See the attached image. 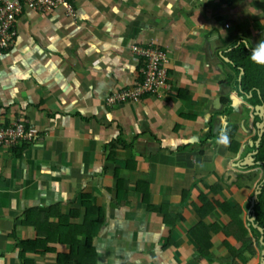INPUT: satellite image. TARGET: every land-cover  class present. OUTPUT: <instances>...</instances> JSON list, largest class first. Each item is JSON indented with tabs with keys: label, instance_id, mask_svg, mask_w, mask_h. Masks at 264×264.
<instances>
[{
	"label": "crops",
	"instance_id": "obj_1",
	"mask_svg": "<svg viewBox=\"0 0 264 264\" xmlns=\"http://www.w3.org/2000/svg\"><path fill=\"white\" fill-rule=\"evenodd\" d=\"M67 1L74 20L62 7L24 12L14 46L0 56V127L22 121L36 131L30 142L0 146V264H55L53 253L20 259L16 239L37 237L22 224L24 214L52 205L62 215L84 212L81 195H90L107 220L94 240L96 264H220L227 258L228 218L220 211L201 218L196 207L200 195L212 199L208 187L218 185L215 199L239 204L245 219L255 193L250 173L258 168L245 163L261 127L258 108L244 110L246 99L224 81L222 67L235 40L257 43L261 30L251 19L257 3ZM133 44L167 53L169 87L160 96L108 107L111 93L143 78ZM225 71L234 76L228 65ZM227 105L232 112L225 115ZM222 127L228 147L214 142ZM232 142L239 143L236 152ZM148 206H164L174 225ZM201 222L218 231L209 259L196 257L189 233Z\"/></svg>",
	"mask_w": 264,
	"mask_h": 264
},
{
	"label": "trees",
	"instance_id": "obj_2",
	"mask_svg": "<svg viewBox=\"0 0 264 264\" xmlns=\"http://www.w3.org/2000/svg\"><path fill=\"white\" fill-rule=\"evenodd\" d=\"M258 26L260 24L257 22ZM263 29V26L260 27ZM245 46L242 41L235 40L228 46L229 50L225 53L228 59V66L234 73V81L231 82L236 93L244 96L254 109L264 106V67L258 66L251 62L250 51L251 47ZM227 49V48H226ZM163 51V50H162ZM167 67V66H166ZM112 95V93L110 94ZM109 107V106H108ZM255 116L261 122L264 121L263 116L259 115V111L255 109ZM232 112L230 106H226L224 114L228 115ZM14 124L5 125L2 127H13ZM233 130V129H232ZM234 132V131H233ZM260 132V131H259ZM258 132V134H259ZM231 137H233L231 135ZM258 139V135L253 138V142ZM122 146H126L123 141H117ZM234 144L233 150H238L239 143ZM231 143V144H232ZM249 152L256 151L254 162H260L261 165L255 164L248 169L261 168L263 170L262 177L258 179L255 191H258L254 200V206L250 209L251 200L248 201L246 208L248 210L245 220L241 217L243 213L242 207L237 203L229 201H219L216 198L218 190L216 186L208 187L212 194V199L209 195L201 194V207L196 210L201 218H205L213 211H220L228 218L227 224L223 227L225 237L231 239L232 242L225 239L223 246L227 253V258H221L220 264H248L257 254V248L263 250L264 244V128L258 142V149L255 144L249 147ZM251 176L257 177L258 173H250ZM140 188V185H137ZM147 187L145 184L143 185ZM239 186V185H238ZM142 187V186H141ZM137 188V189H138ZM121 190L122 187H119ZM139 190V189H138ZM123 193V192H121ZM119 194V193H118ZM142 200L148 205L149 198L147 190H143ZM121 195V194H120ZM254 195V194H253ZM185 197V194H184ZM253 197V196H252ZM81 207L84 209L71 210L68 215L60 213L59 205H52L45 208H32L25 212L22 224L33 228L37 237L31 240H17L16 246L19 248V257L25 260L26 253H53L55 264H96L97 252L94 246V240L103 231L106 221L104 212L101 207L95 204V200L90 195H81ZM162 216L166 225L173 226L174 223H168V214L164 211L165 207L160 206L153 208ZM71 219H79L78 223L70 222ZM253 219V221H251ZM256 225L257 227H254ZM261 229V233L259 229ZM218 231L213 225L199 223L196 227L190 230V236L196 244V254L198 259H209L210 250L212 249L211 238ZM251 234L252 236H249ZM262 236V242L260 237ZM61 244L66 246V250L62 252L55 251V248L50 245ZM264 260V256H263ZM256 264H262L259 261Z\"/></svg>",
	"mask_w": 264,
	"mask_h": 264
},
{
	"label": "built area",
	"instance_id": "obj_3",
	"mask_svg": "<svg viewBox=\"0 0 264 264\" xmlns=\"http://www.w3.org/2000/svg\"><path fill=\"white\" fill-rule=\"evenodd\" d=\"M64 8L65 16L74 20L76 11L67 0H0V56L12 49L17 38V24L24 12L45 14L57 8ZM229 29V24L224 25ZM132 51L142 61V80L129 88H121L107 98V105L125 102L137 103L144 97L160 96L167 90L168 55L153 45L133 44ZM36 131L24 122L18 121L13 127H0V146H16L21 141L30 142Z\"/></svg>",
	"mask_w": 264,
	"mask_h": 264
},
{
	"label": "rangeland",
	"instance_id": "obj_4",
	"mask_svg": "<svg viewBox=\"0 0 264 264\" xmlns=\"http://www.w3.org/2000/svg\"><path fill=\"white\" fill-rule=\"evenodd\" d=\"M254 1V3H257L256 4V6H257V9L254 11V13H252L251 15V19H253V21H254V24H255V26H257L259 29H258V31L259 30H261L260 29V27L261 26H263V29L261 30V35L259 36V34L257 33V36H256V38H254V41H260L261 39H264V0H253ZM260 7V8H259ZM75 17H77V15L75 16ZM256 21L258 22V23H260V24H262V25H260V27L258 26V24L256 23ZM251 45H253L254 46V44H251ZM169 58V57H168ZM227 67V65L226 64H224V68L222 67V70H223V72H224V74H225V76H227L228 77V79L227 80H224V81H234L233 80V78H234V76H228L227 75V73H226V71H225V68ZM235 79V78H234ZM167 81H169L168 80V75H167ZM228 84H230V82H228ZM114 92H116V91H114ZM245 101V100H244ZM247 101H245V102H243V103H241V105L243 104L244 106H243V108H244V110L246 111V108L248 107V108H250L251 107V104L249 103V102H247ZM228 103H230L231 105H232V102H228ZM234 104V103H233ZM236 104H234V106H235ZM240 105V107H239V109L240 110H242V106ZM249 105V106H248ZM262 122H264V121H262ZM246 133V132H245ZM246 146V143L245 144H243L242 145V149L244 148ZM249 148H247V150H248ZM252 173H258L257 174V177H254L253 176V178H252V180H254V181H251L250 182V189H252V187H253V184L252 183H256V181H258V179H260L261 177H262V173H263V170L261 169V168H258V169H256V170H254ZM261 173V175H259ZM242 184H244L245 185V181H243L242 183H241V185ZM256 186H257V184H256ZM247 209H245V211H246ZM245 213H247V212H245ZM242 215H243V213H242ZM248 215V214H247ZM246 215V216H247ZM243 218V217H242ZM245 220V219H244ZM249 236H252L251 234H249ZM55 247H56V245H58V244H53ZM257 254H256V256L253 258L254 259V263H258L259 261H260V257H261V248L260 247H258L257 248ZM27 254V253H26Z\"/></svg>",
	"mask_w": 264,
	"mask_h": 264
},
{
	"label": "clouds",
	"instance_id": "obj_5",
	"mask_svg": "<svg viewBox=\"0 0 264 264\" xmlns=\"http://www.w3.org/2000/svg\"><path fill=\"white\" fill-rule=\"evenodd\" d=\"M242 43L245 46H249L248 42L246 40L242 41ZM250 60L252 63H254L258 66L264 67V39H261L254 46L251 47ZM225 61L228 64L227 58L225 59ZM224 79H228V77L226 76ZM217 132H218V134L214 139L215 144L223 146V147H228L230 144V137H229L228 131L222 127L220 129H218ZM254 144H255V142L252 141V145H254ZM201 167H203V165H201ZM250 167H252V166H250ZM256 188H257V186H256Z\"/></svg>",
	"mask_w": 264,
	"mask_h": 264
},
{
	"label": "water",
	"instance_id": "obj_6",
	"mask_svg": "<svg viewBox=\"0 0 264 264\" xmlns=\"http://www.w3.org/2000/svg\"><path fill=\"white\" fill-rule=\"evenodd\" d=\"M258 110H259V114L261 116H263V118H264V106L258 107ZM260 126L261 127H260V132L258 134V139L255 141V148L256 149H258V142H259L261 134L263 132L264 122H261ZM255 153H256V151L254 153H250V154L247 155V157H248L247 159H248L249 162L245 163V165H247V166H254L255 164L261 165L260 162H254V159H253L252 156H254ZM263 181H264V179H263ZM257 189H258V185H257ZM257 194H258V191H255V193H254V195L252 197V200H251L250 209L252 208V206H254V200H255ZM251 221H253V219H251ZM254 227H257V226L254 225ZM258 229H259V231L261 233L262 232L261 229L260 228H258ZM260 241L262 242V236L260 237ZM262 244H263V242H262ZM263 256H264V244H263V250L261 251V257H260V261H261L262 264H264Z\"/></svg>",
	"mask_w": 264,
	"mask_h": 264
},
{
	"label": "flooded vegetation",
	"instance_id": "obj_7",
	"mask_svg": "<svg viewBox=\"0 0 264 264\" xmlns=\"http://www.w3.org/2000/svg\"><path fill=\"white\" fill-rule=\"evenodd\" d=\"M253 152H255V151H253Z\"/></svg>",
	"mask_w": 264,
	"mask_h": 264
}]
</instances>
